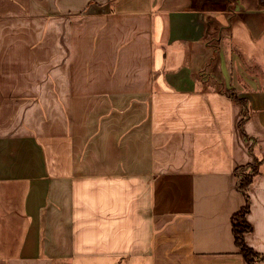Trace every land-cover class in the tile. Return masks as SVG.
Segmentation results:
<instances>
[{
	"label": "crops",
	"instance_id": "crops-1",
	"mask_svg": "<svg viewBox=\"0 0 264 264\" xmlns=\"http://www.w3.org/2000/svg\"><path fill=\"white\" fill-rule=\"evenodd\" d=\"M192 7L0 0V264H246L231 216L252 157L221 90L264 154V17L217 9L207 39ZM249 196L264 255V167Z\"/></svg>",
	"mask_w": 264,
	"mask_h": 264
},
{
	"label": "trees",
	"instance_id": "trees-1",
	"mask_svg": "<svg viewBox=\"0 0 264 264\" xmlns=\"http://www.w3.org/2000/svg\"><path fill=\"white\" fill-rule=\"evenodd\" d=\"M224 95L241 107V118L237 124L243 140L248 145V153L252 157V162L239 166L234 170L235 189L244 199L243 206L231 216V232L233 240L239 254L243 257L246 264H258L264 260V255L255 252L247 246L244 240L246 233L251 231V226L247 222L246 216L250 211L251 200L249 190L261 168L264 167V154L259 153L258 142L255 138L250 137L244 130V125L248 121L251 110L246 99L240 98L238 92L234 89L221 90Z\"/></svg>",
	"mask_w": 264,
	"mask_h": 264
},
{
	"label": "water",
	"instance_id": "water-1",
	"mask_svg": "<svg viewBox=\"0 0 264 264\" xmlns=\"http://www.w3.org/2000/svg\"><path fill=\"white\" fill-rule=\"evenodd\" d=\"M193 8V13L196 14L195 22H200L202 20V13L199 12L202 10L203 6L209 7V13L207 15V23L205 29L207 32L201 38H210L211 33V25L215 23V17L211 14L220 9V12H223L226 19H233V18H242L244 15H253L257 19L264 17V0H190ZM212 9L214 10H211ZM208 26V28H206ZM210 33V34H209ZM209 34V35H208ZM214 37V35L212 36ZM216 40L214 37L212 40L208 41L212 43Z\"/></svg>",
	"mask_w": 264,
	"mask_h": 264
},
{
	"label": "rangeland",
	"instance_id": "rangeland-1",
	"mask_svg": "<svg viewBox=\"0 0 264 264\" xmlns=\"http://www.w3.org/2000/svg\"><path fill=\"white\" fill-rule=\"evenodd\" d=\"M165 23L167 25V19L165 20ZM165 46H167L166 43L163 45V47H165ZM254 48H259L258 44H254ZM168 50H169V48H165V51H168ZM235 63H237V62H234V64ZM261 65H262V63H261L260 57L259 58L257 57V59H256V66H257L256 72L261 73L263 71L262 74H264V68ZM259 69H261V70H259ZM72 264H76V262L72 263ZM88 264H109V263L107 260H98V261L96 260V261H88Z\"/></svg>",
	"mask_w": 264,
	"mask_h": 264
}]
</instances>
